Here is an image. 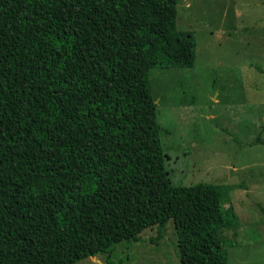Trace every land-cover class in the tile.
<instances>
[{"label":"trees","instance_id":"16d2710c","mask_svg":"<svg viewBox=\"0 0 264 264\" xmlns=\"http://www.w3.org/2000/svg\"><path fill=\"white\" fill-rule=\"evenodd\" d=\"M175 23L176 0H0V264H111L169 221L179 264H227L219 187L173 184L160 143L148 73L195 59Z\"/></svg>","mask_w":264,"mask_h":264},{"label":"rangeland","instance_id":"374dc122","mask_svg":"<svg viewBox=\"0 0 264 264\" xmlns=\"http://www.w3.org/2000/svg\"><path fill=\"white\" fill-rule=\"evenodd\" d=\"M175 24L194 36L193 66L148 73L169 178L216 184L227 264H264V0H176ZM158 234L115 246L111 264H179L172 222Z\"/></svg>","mask_w":264,"mask_h":264}]
</instances>
